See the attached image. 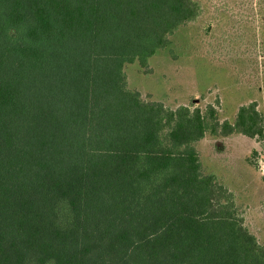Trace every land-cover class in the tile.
Segmentation results:
<instances>
[{"label": "trees", "instance_id": "trees-1", "mask_svg": "<svg viewBox=\"0 0 264 264\" xmlns=\"http://www.w3.org/2000/svg\"><path fill=\"white\" fill-rule=\"evenodd\" d=\"M195 0H0V264H264L235 195L206 174L208 134L264 140L129 89L197 21Z\"/></svg>", "mask_w": 264, "mask_h": 264}, {"label": "rangeland", "instance_id": "rangeland-1", "mask_svg": "<svg viewBox=\"0 0 264 264\" xmlns=\"http://www.w3.org/2000/svg\"><path fill=\"white\" fill-rule=\"evenodd\" d=\"M197 21L181 28L169 48L125 67L129 89L170 110L182 106L234 123L256 103L264 115V0H195ZM196 148L206 174L235 195L244 226L264 246V140L208 134Z\"/></svg>", "mask_w": 264, "mask_h": 264}]
</instances>
